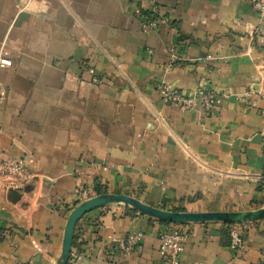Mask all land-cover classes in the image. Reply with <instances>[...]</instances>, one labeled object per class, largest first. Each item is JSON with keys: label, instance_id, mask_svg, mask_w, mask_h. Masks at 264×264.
I'll use <instances>...</instances> for the list:
<instances>
[{"label": "crops", "instance_id": "crops-1", "mask_svg": "<svg viewBox=\"0 0 264 264\" xmlns=\"http://www.w3.org/2000/svg\"><path fill=\"white\" fill-rule=\"evenodd\" d=\"M2 54L0 159L33 179L16 201L0 189V264H55L71 210L96 190L171 211L264 207V17L252 0H0ZM162 79L219 102L180 111L159 97ZM127 208L86 213L67 264H172L169 228L187 235L179 264H264V220L165 223Z\"/></svg>", "mask_w": 264, "mask_h": 264}, {"label": "built area", "instance_id": "built-area-1", "mask_svg": "<svg viewBox=\"0 0 264 264\" xmlns=\"http://www.w3.org/2000/svg\"><path fill=\"white\" fill-rule=\"evenodd\" d=\"M254 9L264 17V0H252ZM153 27L155 21H151ZM11 65V60L4 54L0 55V67ZM156 90L164 103L171 104L180 111H192L196 107L206 112L212 111L219 102L217 93L214 90L198 89L195 93L186 95L177 89L170 87L166 80L162 79L156 84ZM3 98L0 95V104ZM33 179V174L19 161L12 159H0V189L22 190ZM79 198L87 197V191L81 189ZM232 243L234 246L241 245V236L237 228L230 230ZM186 233L177 228H169L160 234L161 251L167 254L172 264H179V256L183 251V241ZM115 242V240H113ZM142 241V234H132L125 242L121 243V248L125 253H130L132 249L139 246Z\"/></svg>", "mask_w": 264, "mask_h": 264}, {"label": "water", "instance_id": "water-1", "mask_svg": "<svg viewBox=\"0 0 264 264\" xmlns=\"http://www.w3.org/2000/svg\"><path fill=\"white\" fill-rule=\"evenodd\" d=\"M19 191L10 189L9 195L16 201ZM14 202V201H13ZM112 204H122L138 213L154 218L165 223H189V222H222L241 223L264 220V207L249 211H223V212H187L171 211L143 203L139 199L125 194H101L91 197L78 205L70 212L63 235L61 255L55 264H67L72 249L74 231L77 223L88 212L103 208Z\"/></svg>", "mask_w": 264, "mask_h": 264}, {"label": "trees", "instance_id": "trees-1", "mask_svg": "<svg viewBox=\"0 0 264 264\" xmlns=\"http://www.w3.org/2000/svg\"><path fill=\"white\" fill-rule=\"evenodd\" d=\"M96 195H101L102 193L99 191V190H96L95 191ZM129 211L133 212V213H137V211L133 210V209H129L127 208ZM163 209V208H162ZM176 211H182V210H178V209H175ZM75 244V237H73V243H72V246Z\"/></svg>", "mask_w": 264, "mask_h": 264}, {"label": "rangeland", "instance_id": "rangeland-1", "mask_svg": "<svg viewBox=\"0 0 264 264\" xmlns=\"http://www.w3.org/2000/svg\"><path fill=\"white\" fill-rule=\"evenodd\" d=\"M90 198V197H89ZM163 208V207H162ZM164 209V208H163Z\"/></svg>", "mask_w": 264, "mask_h": 264}]
</instances>
